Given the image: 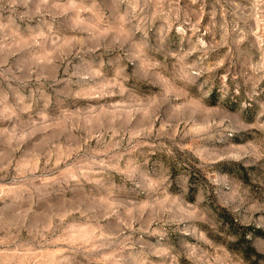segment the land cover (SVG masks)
<instances>
[{"label": "clouds", "instance_id": "9594fccd", "mask_svg": "<svg viewBox=\"0 0 264 264\" xmlns=\"http://www.w3.org/2000/svg\"><path fill=\"white\" fill-rule=\"evenodd\" d=\"M0 264H264V0H0Z\"/></svg>", "mask_w": 264, "mask_h": 264}]
</instances>
